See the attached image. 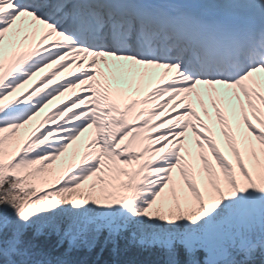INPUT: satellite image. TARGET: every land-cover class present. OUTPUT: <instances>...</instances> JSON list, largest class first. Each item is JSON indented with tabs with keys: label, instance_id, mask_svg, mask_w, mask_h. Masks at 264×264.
<instances>
[{
	"label": "snow or ice",
	"instance_id": "obj_1",
	"mask_svg": "<svg viewBox=\"0 0 264 264\" xmlns=\"http://www.w3.org/2000/svg\"><path fill=\"white\" fill-rule=\"evenodd\" d=\"M0 264H264V0H0Z\"/></svg>",
	"mask_w": 264,
	"mask_h": 264
},
{
	"label": "trees",
	"instance_id": "obj_2",
	"mask_svg": "<svg viewBox=\"0 0 264 264\" xmlns=\"http://www.w3.org/2000/svg\"><path fill=\"white\" fill-rule=\"evenodd\" d=\"M51 239H52L53 244H55L60 239V237L57 236L55 233H53ZM67 246H68L67 241H65L63 247L67 248Z\"/></svg>",
	"mask_w": 264,
	"mask_h": 264
}]
</instances>
